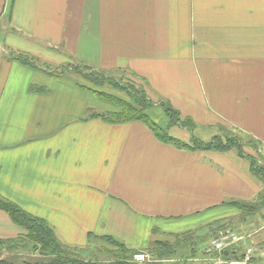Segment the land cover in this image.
Segmentation results:
<instances>
[{
    "label": "crops",
    "instance_id": "obj_1",
    "mask_svg": "<svg viewBox=\"0 0 264 264\" xmlns=\"http://www.w3.org/2000/svg\"><path fill=\"white\" fill-rule=\"evenodd\" d=\"M69 63L138 80L198 141L244 133L264 161V0H0L1 198L79 252L104 237L139 252L190 235L188 261L210 264L223 228L240 237L237 257L264 251V204L250 214L232 204L264 201L247 158L89 119L97 99L44 69ZM23 235L0 211V239ZM257 251L249 264H264Z\"/></svg>",
    "mask_w": 264,
    "mask_h": 264
},
{
    "label": "trees",
    "instance_id": "obj_2",
    "mask_svg": "<svg viewBox=\"0 0 264 264\" xmlns=\"http://www.w3.org/2000/svg\"><path fill=\"white\" fill-rule=\"evenodd\" d=\"M15 57H17L16 59L19 60L23 65L26 66L33 65L32 62L28 61L24 57L21 56H15ZM77 69L76 71L80 72V70ZM90 73L86 75L83 73L81 74L87 80L93 82L94 77H96L97 75L92 72ZM113 100L116 103V107H118L120 110L119 114L115 115L113 118H108V116L104 114L92 113L89 115V118L96 117L102 119L105 122H109L112 124H123L132 121L141 122L153 133L154 137L158 139L160 142L171 144L172 146H175L178 149L192 150V151L206 150V151H220V152L235 150L239 157L248 159L249 169L252 175H254L259 180L264 181V167L259 165L258 161L253 157H247L246 155L243 154L244 148L248 146L250 147L252 145V148L257 152L258 155L257 157L260 158L259 150H257L258 143H256L254 139L245 135L244 133L236 129H233V133H232L233 135L221 131V133H223V136L220 137L216 136L207 143L200 142L194 137H191L188 143H181L178 140L174 139L168 133V130L173 127H181L187 130L191 134L195 126L191 123L190 120L180 119L178 112L175 111L169 104L164 102L158 104L160 108L163 110V113L167 119V126L163 128L155 124L145 114L151 108L152 105L146 100L144 96L140 100L136 98L134 99V104L136 107H138V109H136L135 107H133L128 103H123L115 99ZM89 112L91 111H88L87 114ZM253 144H256V146H253ZM260 200L261 201L254 203L235 202L232 204L237 206L245 214L246 213L250 214V212L258 210L261 207V205L264 204L263 199ZM0 211L7 214V216L9 217V219L12 221L13 224L18 226L19 228H22L25 231V235H23V237H17L13 239H0V264H104L98 262L84 263L78 257L79 253H84V252L81 251L79 252L78 250L70 249L65 245L61 244L56 238L53 230L44 220L26 213L14 203L6 199H3L1 197H0ZM223 230L226 229L223 228ZM101 240L103 243H106L111 248L108 252L110 257L113 259L112 263L110 264H129L133 255L136 253L134 251L127 250L123 244L117 242L116 240L110 237H104ZM190 241H192L190 235L175 237L172 243H168V242L155 243L154 247L151 250H148V252L152 253L155 257L159 259L170 260L173 259V257H175L174 255L176 254V252L184 253V247L188 245ZM29 247L37 253L36 258H39L38 260L37 259L32 260L31 262L27 260L25 261L19 260L17 262H14L11 261V259L8 260L6 258L1 257V253L4 248L9 251H17L18 249L28 251ZM227 252H228L226 254L227 256H233L237 258V250L235 249V247H233L231 250L228 249ZM223 253L222 256L224 255Z\"/></svg>",
    "mask_w": 264,
    "mask_h": 264
},
{
    "label": "rangeland",
    "instance_id": "obj_3",
    "mask_svg": "<svg viewBox=\"0 0 264 264\" xmlns=\"http://www.w3.org/2000/svg\"><path fill=\"white\" fill-rule=\"evenodd\" d=\"M35 65V64H33ZM84 66V67H83ZM86 65L84 64H68L59 68H54L51 66H45V72L48 73L50 76L53 77H60V76H64L66 74H70L73 75L75 77V85L76 87L84 90L85 92L89 93L91 96H93L94 98L97 99L98 101V105L100 106L99 110L97 111H91L88 113V118L89 115L92 113H96V114H104L107 115L108 118H113L115 115L120 113V110L118 107H116V103L114 102L113 99L118 100L120 102L123 103H128L130 105H132L133 107H135L136 109H138V107L135 106L134 104V99H141L143 96L146 98V100L151 103V108L145 113L148 118L150 120H152L155 124H157L159 127H163L165 128L167 126V119L163 113V110L160 108V106L158 105L159 103L156 104V102H153L150 97L148 96L145 88L142 86V84L138 81L135 80L129 76H126V74H122V73H98L93 71L90 67H86ZM78 68V69H77ZM80 70L81 73L83 74H88L90 72L95 73L97 76L94 77V81L96 82H92L87 80L80 72L76 71ZM87 71H86V70ZM92 70V71H91ZM86 71V72H85ZM91 74V73H90ZM143 94V96H142ZM113 98V99H110ZM158 109L162 112V115L164 117V121L163 119H161L159 116L156 115V113H154V111H158ZM87 111V112H88ZM95 119H98L96 117H94ZM89 119H93V118H89ZM164 123V124H163ZM228 131V132H227ZM217 132V131H216ZM224 133H229L230 135H233V130H223ZM168 133L176 140H178L181 143H186L185 141H190L191 137L193 136V131L190 134L187 130H185L184 128L181 127H173L171 129L168 130ZM218 133V132H217ZM217 137L223 136V133H221V131H219V133L217 134ZM201 142V141H200ZM253 146H256V144H253ZM257 146V150H258ZM247 150H249L251 153H253L254 155L252 156V154H247ZM244 155H246L247 157H253L254 159H256L258 161V164L261 165L262 167H264V161L261 158L260 154V158H258L257 156V152L256 150H254L252 148V145L249 147L244 148ZM227 231V230H225ZM223 231V232H225ZM221 232V233H223ZM220 234V233H219ZM216 238V237H215ZM214 238V239H215ZM173 242V241H172ZM111 248L104 243L103 246L101 245L100 247H98L96 249L95 245H91V247L84 253H79L78 257L79 259H81L84 263H89V262H98V263H104V264H110L112 263V258L110 257V255L108 254L109 250ZM33 252V253H32ZM141 252V251H139ZM136 252V253H139ZM148 252V251H146ZM258 259L262 258L264 259V251L258 250ZM135 253V254H136ZM211 253V252H210ZM228 253L227 251L224 252L223 254V258L227 259V260H232L233 262H239L241 260L244 259V254L242 256H238L237 258L233 257V256H227L226 254ZM36 255L37 253L32 250L30 247L28 248V251H24L22 249H18L17 251H9L6 250L5 248L2 250L1 253V257L6 258L8 260L11 259V261L17 262V261H32V260H38L39 258H33V255ZM214 254V260L213 262H211L210 264H216V260L218 258V255L216 253H211ZM175 257H173L172 260V264H201V262H197V261H188V258L184 253L181 252H176V254L174 255ZM157 258V257H156ZM157 260H161L164 261V263H160V264H168L167 260L168 259H159L157 258ZM132 261V259H131ZM131 261L129 262V264H131ZM175 262V263H174ZM251 262V260L246 263L249 264ZM260 262H257L258 264H262ZM207 264V263H205Z\"/></svg>",
    "mask_w": 264,
    "mask_h": 264
},
{
    "label": "built area",
    "instance_id": "obj_4",
    "mask_svg": "<svg viewBox=\"0 0 264 264\" xmlns=\"http://www.w3.org/2000/svg\"><path fill=\"white\" fill-rule=\"evenodd\" d=\"M240 241V237L230 231H225L220 233L215 239L210 243V247L213 253L218 255L216 264H246L252 259V255L257 251L254 247L247 249L244 253V259L239 262H233L232 260H227L221 255L228 249H232ZM264 255V254H263ZM164 261L157 260V258L150 252L141 251L136 253L132 257L131 264H160Z\"/></svg>",
    "mask_w": 264,
    "mask_h": 264
},
{
    "label": "water",
    "instance_id": "obj_5",
    "mask_svg": "<svg viewBox=\"0 0 264 264\" xmlns=\"http://www.w3.org/2000/svg\"><path fill=\"white\" fill-rule=\"evenodd\" d=\"M226 254V253H225Z\"/></svg>",
    "mask_w": 264,
    "mask_h": 264
}]
</instances>
